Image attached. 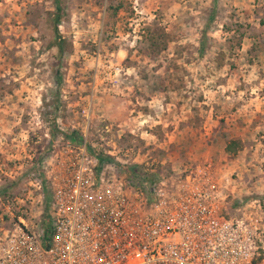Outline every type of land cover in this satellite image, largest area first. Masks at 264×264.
Returning a JSON list of instances; mask_svg holds the SVG:
<instances>
[{
  "label": "rangeland",
  "instance_id": "374dc122",
  "mask_svg": "<svg viewBox=\"0 0 264 264\" xmlns=\"http://www.w3.org/2000/svg\"><path fill=\"white\" fill-rule=\"evenodd\" d=\"M58 3L55 35L54 0H0V238L44 225L82 145L264 225V0Z\"/></svg>",
  "mask_w": 264,
  "mask_h": 264
},
{
  "label": "built area",
  "instance_id": "2783aa9c",
  "mask_svg": "<svg viewBox=\"0 0 264 264\" xmlns=\"http://www.w3.org/2000/svg\"><path fill=\"white\" fill-rule=\"evenodd\" d=\"M110 166L79 146L44 225L31 231L20 220L7 230L0 264H264L261 218L225 217L215 184L169 189L160 180L149 195L146 182Z\"/></svg>",
  "mask_w": 264,
  "mask_h": 264
},
{
  "label": "trees",
  "instance_id": "16d2710c",
  "mask_svg": "<svg viewBox=\"0 0 264 264\" xmlns=\"http://www.w3.org/2000/svg\"><path fill=\"white\" fill-rule=\"evenodd\" d=\"M54 3H55V9H56V12H55V15H54V32H55V35H58L59 32H58V24L60 22V14H59V11H60V7H59V3H58V0H54ZM98 157V156H97ZM99 161H103L104 158L103 157H98ZM131 180H130V183H133L134 185H143L144 182H146V185H144V189L145 191L147 192V194L150 195V191H149V188L155 184L154 183H151V181L149 180V182H147V177H142L140 173H133L132 176H131ZM46 217H47V214H46Z\"/></svg>",
  "mask_w": 264,
  "mask_h": 264
}]
</instances>
